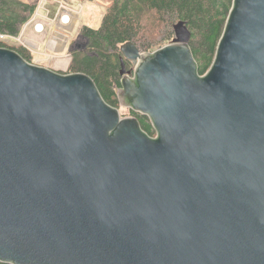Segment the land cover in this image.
I'll use <instances>...</instances> for the list:
<instances>
[{
  "label": "water",
  "instance_id": "1",
  "mask_svg": "<svg viewBox=\"0 0 264 264\" xmlns=\"http://www.w3.org/2000/svg\"><path fill=\"white\" fill-rule=\"evenodd\" d=\"M173 32L120 45L119 104L154 136L0 47V262L264 264V0H232L204 74Z\"/></svg>",
  "mask_w": 264,
  "mask_h": 264
},
{
  "label": "trees",
  "instance_id": "2",
  "mask_svg": "<svg viewBox=\"0 0 264 264\" xmlns=\"http://www.w3.org/2000/svg\"><path fill=\"white\" fill-rule=\"evenodd\" d=\"M109 4L97 27L84 24L80 38L84 48L70 50L67 71L89 75L106 103L119 107L120 45L132 41L142 52H151L172 41L173 24L185 22L189 46L199 74L212 63L232 0H106ZM38 0H0V34L16 37L37 9ZM0 47L17 51L33 63V53L22 45L12 46L0 38ZM150 136L155 134L146 115L130 109ZM126 116V115H124ZM0 264H8L0 262Z\"/></svg>",
  "mask_w": 264,
  "mask_h": 264
},
{
  "label": "rangeland",
  "instance_id": "3",
  "mask_svg": "<svg viewBox=\"0 0 264 264\" xmlns=\"http://www.w3.org/2000/svg\"><path fill=\"white\" fill-rule=\"evenodd\" d=\"M108 4L106 0H38L33 17L23 25L20 34L5 43L24 47L35 45L38 52L31 51L34 64L66 72L64 61L68 63L70 50L79 49L84 43V38L79 36L81 27L84 24L99 26ZM36 24L42 26L35 31ZM118 108L122 116L130 113L128 108Z\"/></svg>",
  "mask_w": 264,
  "mask_h": 264
},
{
  "label": "crops",
  "instance_id": "4",
  "mask_svg": "<svg viewBox=\"0 0 264 264\" xmlns=\"http://www.w3.org/2000/svg\"><path fill=\"white\" fill-rule=\"evenodd\" d=\"M34 19H35V17H34ZM36 20V19H35ZM34 29H35V27H34ZM35 31H36V29H35ZM32 39V37L31 36H29V38H28V40H31ZM30 47V51H34V52H38L37 51V47L35 46V45H33L32 47L31 46H29ZM70 55V54H69ZM71 58V57H70ZM59 61H61V58H59V60H58V63H59ZM69 61H70V59H68V63H67V68H68V64H69ZM66 66V65H65ZM67 71V70H66ZM65 72V71H64Z\"/></svg>",
  "mask_w": 264,
  "mask_h": 264
},
{
  "label": "built area",
  "instance_id": "5",
  "mask_svg": "<svg viewBox=\"0 0 264 264\" xmlns=\"http://www.w3.org/2000/svg\"><path fill=\"white\" fill-rule=\"evenodd\" d=\"M41 26H42L41 24H36V25H35V28H36V29H39V28H41ZM0 38L3 39V40L5 41V40H9V39L12 38V37L4 36V35H1V34H0ZM26 47L30 50V47H29V46H26Z\"/></svg>",
  "mask_w": 264,
  "mask_h": 264
},
{
  "label": "flooded vegetation",
  "instance_id": "6",
  "mask_svg": "<svg viewBox=\"0 0 264 264\" xmlns=\"http://www.w3.org/2000/svg\"><path fill=\"white\" fill-rule=\"evenodd\" d=\"M84 44H85V42L84 43H82V44H80V48H84ZM125 65H126V69L127 70H132V65L130 64V63H128V62H125ZM121 77V76H120ZM129 112H130V109H129ZM154 136V135H153Z\"/></svg>",
  "mask_w": 264,
  "mask_h": 264
},
{
  "label": "bare ground",
  "instance_id": "7",
  "mask_svg": "<svg viewBox=\"0 0 264 264\" xmlns=\"http://www.w3.org/2000/svg\"><path fill=\"white\" fill-rule=\"evenodd\" d=\"M64 18H65V16H64ZM65 22H66V20H64ZM31 62V61H30ZM61 62L62 61H59V63L61 64ZM64 63H66L67 64V61H64ZM119 106H120V104H119Z\"/></svg>",
  "mask_w": 264,
  "mask_h": 264
}]
</instances>
